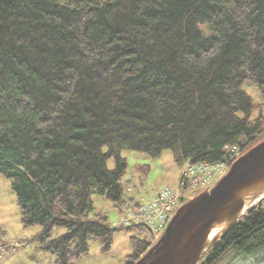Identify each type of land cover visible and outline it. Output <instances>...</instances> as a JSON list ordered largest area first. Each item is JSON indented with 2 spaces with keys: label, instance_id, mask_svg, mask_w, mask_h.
I'll list each match as a JSON object with an SVG mask.
<instances>
[{
  "label": "trees",
  "instance_id": "16d2710c",
  "mask_svg": "<svg viewBox=\"0 0 264 264\" xmlns=\"http://www.w3.org/2000/svg\"><path fill=\"white\" fill-rule=\"evenodd\" d=\"M248 80L264 92V0H0V174L38 247L72 264L142 226L89 216L93 194L121 200L122 149L231 163L259 141ZM261 199L196 264L264 250ZM129 242L133 264L150 243Z\"/></svg>",
  "mask_w": 264,
  "mask_h": 264
},
{
  "label": "rangeland",
  "instance_id": "374dc122",
  "mask_svg": "<svg viewBox=\"0 0 264 264\" xmlns=\"http://www.w3.org/2000/svg\"><path fill=\"white\" fill-rule=\"evenodd\" d=\"M206 26L201 24L200 28L207 35ZM242 86L255 103L252 116L263 115L264 117V92L250 80L245 81ZM235 152L239 153L238 147L235 148ZM121 154L127 162L122 175L124 192L121 200H112L98 193L92 196L93 207L89 216L99 214L105 217L107 223H114L129 206H134V203L141 199L155 197L157 192L164 187L179 190L183 196L179 197L178 203H183L207 185L213 184L227 166L215 169L208 179L205 178L206 183L203 185H183L179 182V174L185 163L176 162L171 149H164L157 157L128 148L122 149ZM107 165L109 168L114 167L113 157L107 159ZM201 175L203 176L204 173ZM261 203L264 207V197ZM20 215L16 195L11 188V180L0 174V264H55V256L38 247L35 235L40 230V225L23 226ZM63 231L64 228L55 227L53 236ZM157 233L150 232L146 225L116 230L109 249L103 248L98 237L90 236L87 251L75 259L72 264H126L125 256L132 253L129 237L138 236L152 245L157 239L154 234ZM215 264H264V250L239 253L228 249Z\"/></svg>",
  "mask_w": 264,
  "mask_h": 264
},
{
  "label": "water",
  "instance_id": "95a60500",
  "mask_svg": "<svg viewBox=\"0 0 264 264\" xmlns=\"http://www.w3.org/2000/svg\"><path fill=\"white\" fill-rule=\"evenodd\" d=\"M264 197V136L240 153L210 186L181 203L133 264H196Z\"/></svg>",
  "mask_w": 264,
  "mask_h": 264
},
{
  "label": "built area",
  "instance_id": "2783aa9c",
  "mask_svg": "<svg viewBox=\"0 0 264 264\" xmlns=\"http://www.w3.org/2000/svg\"><path fill=\"white\" fill-rule=\"evenodd\" d=\"M236 146H232L231 151L233 156L238 152H235ZM227 161H218L215 163L207 164L203 162L189 163L181 170L179 182L183 185L191 184L203 185L206 183L205 178L212 174V172L227 165ZM227 167V166H226ZM225 167V169H226ZM225 170L220 174V176ZM204 173L202 176L201 174ZM183 196L179 190L170 189L168 187L161 188L155 197L146 200H139L134 203V206H129L111 226H131L135 224L146 225L149 231L158 232L157 237L167 222L174 213L178 206L179 197Z\"/></svg>",
  "mask_w": 264,
  "mask_h": 264
},
{
  "label": "crops",
  "instance_id": "0c3cea01",
  "mask_svg": "<svg viewBox=\"0 0 264 264\" xmlns=\"http://www.w3.org/2000/svg\"><path fill=\"white\" fill-rule=\"evenodd\" d=\"M183 163H185V165L183 166V168H185V166L188 164V162H183ZM182 168V169H183ZM180 173H181V171H180ZM180 175V174H179ZM177 181H178V178H177V180H176V183H177Z\"/></svg>",
  "mask_w": 264,
  "mask_h": 264
}]
</instances>
